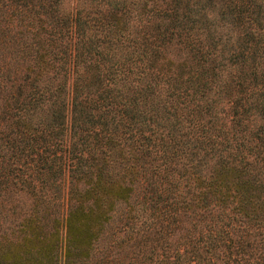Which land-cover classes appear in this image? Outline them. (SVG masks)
<instances>
[{
    "label": "trees",
    "instance_id": "16d2710c",
    "mask_svg": "<svg viewBox=\"0 0 264 264\" xmlns=\"http://www.w3.org/2000/svg\"><path fill=\"white\" fill-rule=\"evenodd\" d=\"M0 264H264V0H0Z\"/></svg>",
    "mask_w": 264,
    "mask_h": 264
}]
</instances>
